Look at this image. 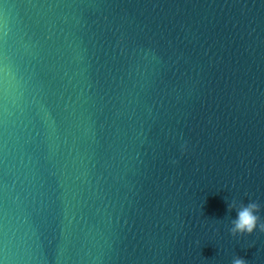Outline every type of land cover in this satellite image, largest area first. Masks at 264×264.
Wrapping results in <instances>:
<instances>
[{"label": "water", "instance_id": "obj_1", "mask_svg": "<svg viewBox=\"0 0 264 264\" xmlns=\"http://www.w3.org/2000/svg\"><path fill=\"white\" fill-rule=\"evenodd\" d=\"M233 201L264 222V0H0V264H264Z\"/></svg>", "mask_w": 264, "mask_h": 264}, {"label": "clouds", "instance_id": "obj_2", "mask_svg": "<svg viewBox=\"0 0 264 264\" xmlns=\"http://www.w3.org/2000/svg\"><path fill=\"white\" fill-rule=\"evenodd\" d=\"M173 163H176V161H173ZM227 207L229 211L233 209L236 211V217L231 220V227L229 229L233 236L237 234H251L257 227L259 231L264 232V222L258 223L260 221V205L257 202L250 201L237 206L235 201H233L232 203H228ZM231 264H247V262L245 259L236 256L232 259Z\"/></svg>", "mask_w": 264, "mask_h": 264}]
</instances>
